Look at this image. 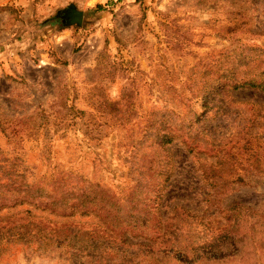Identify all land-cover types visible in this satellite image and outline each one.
<instances>
[{"label": "rangeland", "instance_id": "374dc122", "mask_svg": "<svg viewBox=\"0 0 264 264\" xmlns=\"http://www.w3.org/2000/svg\"><path fill=\"white\" fill-rule=\"evenodd\" d=\"M71 3L84 11L81 26L57 17ZM240 56L264 63V0H0V158L18 159L49 194L61 195L52 181L64 176L65 192L117 202L106 223L93 208L72 216L4 208L12 221L28 208L37 217L31 233L0 244V264H264V176L216 195L202 177V163L229 149L232 174L256 173L241 147L248 128L264 136V91L227 86V113L210 111L193 147L166 146L174 170L161 216L151 204L142 222L126 198L148 195L150 125L193 109L192 124L204 79L229 75ZM41 218L49 230L37 231ZM158 220L160 235L134 231Z\"/></svg>", "mask_w": 264, "mask_h": 264}, {"label": "trees", "instance_id": "16d2710c", "mask_svg": "<svg viewBox=\"0 0 264 264\" xmlns=\"http://www.w3.org/2000/svg\"><path fill=\"white\" fill-rule=\"evenodd\" d=\"M259 62L254 63L247 56H240L235 58L233 65L229 71V75L219 76L214 78L204 79L202 86L198 90V96H200L201 105L203 111L197 113L194 121L187 123V118L191 116L193 109L186 110L183 114L176 111L173 114H164L163 117L158 122H153L150 125L149 135L153 137L151 146L154 150V155L148 162L146 175L148 181L145 185L148 186V195L145 196V189H141L140 194H136L134 191L128 195L126 198L132 204L131 208L138 209V216H142L140 213H143L142 218L145 222L147 216H149V207L151 204H158L157 212H153L155 216H161L160 206L163 201H166V195L164 190L166 189L165 183L169 181L173 174V160L171 154L167 151V145L178 141H189V145L194 146V141L196 138H192L193 130H199V124L206 118L207 114L210 111H214L213 117H216L220 113H227V110H222L221 99H224L223 92L229 86L232 90L243 89V88H256L258 90L264 91V63L263 60L259 58ZM224 77L223 82L220 79ZM196 82V80H193ZM195 84V83H194ZM195 86V85H194ZM198 126L195 129V126ZM245 134V141L241 148L245 149L248 154V163L256 170L252 172L251 170H246L244 174H232L230 168L232 165L230 163L231 159H237L233 151L227 150L229 153L227 156L219 155L215 160L210 162L202 163L203 171L202 177L207 180L209 183V195H216L219 193L225 192L233 183L248 184L253 183V178L257 175L264 176V160L261 157L260 150V141H264V136L261 137V133L256 132L254 135L252 130L248 128ZM189 136V138H188ZM191 136V137H190ZM149 137V136H148ZM217 140H213L215 143ZM256 146L254 148V142ZM236 146L232 145V148ZM193 150V148H190ZM221 152V151H220ZM238 155V154H236ZM18 159H7L0 158V211L4 208L14 209L18 206L28 204L30 207L34 208H45L49 209L51 213H58L62 216H72L75 213L76 209H81L83 212H88L90 208H93L95 211H99L102 215L103 222L110 218L112 215V208L117 205V202L112 203V196L107 195H94L90 191L84 190L81 193L73 195L75 192H65L63 188L66 186V180L64 176H57L53 179V189H58V192H61V195L58 194H49L47 193L46 182H30L27 179V176L24 171L18 169ZM242 164V162H238ZM237 164V165H238ZM226 165L230 168H226ZM244 169V168H243ZM165 178L162 180L161 177ZM143 179V178H142ZM139 180L138 184L143 181ZM75 199V202H72ZM117 201V200H116ZM186 210V209H184ZM16 218L19 217V214H25V217H20L19 219L14 218L13 221L10 220L14 216V213L8 212L6 217L0 216V244L5 241V238L10 239L13 232L17 233L18 236L22 237L25 235V232L31 233L29 229L35 225H31V221L35 222L36 215L32 212V209L28 208L23 211L15 212ZM134 214L133 212H130ZM183 213V212H182ZM154 217V216H152ZM9 218V220H7ZM18 220V221H15ZM28 223L25 226V231L21 230L23 223L19 224V221ZM43 220V221H42ZM45 220V221H44ZM111 219H109L110 221ZM41 223L40 227L37 226V231L39 228L41 230H49L50 223L46 221L45 218H41L38 222ZM106 223V222H105ZM153 224H142L136 225L134 231H138L142 234L156 233L160 235L162 225L161 220L153 222ZM109 224H112L110 222ZM34 228V227H33ZM157 229V231L155 230ZM52 231L58 232L57 229L51 228L49 233ZM60 231H63L60 229ZM37 233V232H34ZM186 247H183V250ZM182 251V250H181ZM199 254V253H198Z\"/></svg>", "mask_w": 264, "mask_h": 264}, {"label": "water", "instance_id": "95a60500", "mask_svg": "<svg viewBox=\"0 0 264 264\" xmlns=\"http://www.w3.org/2000/svg\"><path fill=\"white\" fill-rule=\"evenodd\" d=\"M61 12L59 11L57 13V17H61V21L66 25H76V26H81L83 23V18H84V11L81 9H78L75 3H71L69 6H67L64 10L63 13L64 15L61 16Z\"/></svg>", "mask_w": 264, "mask_h": 264}]
</instances>
